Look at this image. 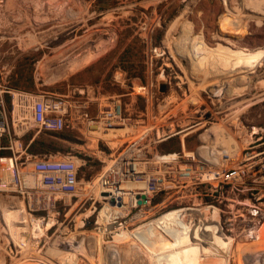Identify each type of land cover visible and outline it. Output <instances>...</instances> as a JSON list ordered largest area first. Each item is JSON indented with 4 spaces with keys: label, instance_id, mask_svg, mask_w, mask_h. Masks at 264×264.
I'll return each instance as SVG.
<instances>
[{
    "label": "rangeland",
    "instance_id": "374dc122",
    "mask_svg": "<svg viewBox=\"0 0 264 264\" xmlns=\"http://www.w3.org/2000/svg\"><path fill=\"white\" fill-rule=\"evenodd\" d=\"M118 71L156 82L158 119L167 110L165 125L176 132L156 143L159 154L199 153L203 146L216 153L264 150V144L255 146L264 141V0H0L5 83L20 75L25 87L17 90L24 92L65 93L95 82L120 92ZM6 109L10 117V96ZM24 118L23 133L11 128V139L24 147L44 139L54 149L36 144L27 159L19 145L9 148L10 136L0 138V264H160L153 253L166 251V242L155 243L152 253L133 234L108 235L104 216L111 204L101 180L119 153H75V134L39 129L27 113ZM83 154L90 170L79 168L77 196L45 193L31 162ZM12 170L20 176L17 185ZM163 199L156 197L152 206ZM170 209L143 214L131 206L110 222L132 232ZM34 219L52 225L34 235ZM223 232L232 240L224 255L207 248L209 256L202 244L195 264H264V223L254 241Z\"/></svg>",
    "mask_w": 264,
    "mask_h": 264
},
{
    "label": "built area",
    "instance_id": "2783aa9c",
    "mask_svg": "<svg viewBox=\"0 0 264 264\" xmlns=\"http://www.w3.org/2000/svg\"><path fill=\"white\" fill-rule=\"evenodd\" d=\"M116 74L114 83L120 92L106 91L95 82L74 86L65 93H30L9 87L0 77V138L10 136L9 148L16 150L19 145L20 155L26 153L27 146L19 138L11 139L10 129L19 127L14 102L18 95L27 103L30 121L39 129L75 134L80 145L75 153H103L107 157L119 153L101 183L107 179L102 184L115 187L119 178L142 183V187L125 190L139 212L160 211L170 205V210L211 207L218 212L222 231L232 237L257 240L264 223V150L253 152L252 146L241 153L221 152L218 160L199 153L159 154L156 143L176 132L170 123L165 125L167 110L158 119L156 82L145 84L138 76L128 78L121 71ZM7 96L13 105L10 117ZM83 155L33 160V174L45 193H74L78 170L87 161ZM12 183H20L16 170H12ZM163 195L164 199L152 206L156 197ZM142 196L145 203L138 204Z\"/></svg>",
    "mask_w": 264,
    "mask_h": 264
},
{
    "label": "bare ground",
    "instance_id": "6f19581e",
    "mask_svg": "<svg viewBox=\"0 0 264 264\" xmlns=\"http://www.w3.org/2000/svg\"><path fill=\"white\" fill-rule=\"evenodd\" d=\"M91 55L92 53L88 57H90ZM88 59L89 58H86V60ZM76 65L77 64H74V66ZM14 102L15 111L19 119L18 125L19 128L22 129L24 128V124L22 121L25 119L24 115H26L27 103L23 102L22 97L18 95H16ZM205 151H208V148L206 146H203L200 149L199 154H207L210 155L212 160H218V153ZM161 158L164 159L166 157L161 156ZM107 182V179L103 181L104 184H106ZM115 184V187L109 185L108 188H106L105 186L104 190H102L103 192L107 193V195L105 196L106 198L104 197L105 200L110 199V197L113 196L118 202L115 205H109L107 203L108 201L106 202L104 219L109 224L108 231L111 230L109 232L110 234L108 233V235H111L112 237L116 235L123 238L124 236L126 237V235L128 236V234H133L136 239H138L140 242L145 243L151 249L152 246H155L154 244L159 241H163V243L166 242V251L164 249V251L153 253L155 251H153L152 249V253L154 254L153 258L155 259V261H157V263L160 262L161 264L162 262L164 264H191V262H195V259L199 257V255L203 256V254H201L202 244L203 249H205V252L207 251L206 249L209 248L210 250L208 251H212V253L214 254L223 253V251L227 249V247L231 244L230 242H232V240L223 233L218 223L217 210L211 207L204 209L198 208L170 210L161 215L160 217H157L152 221L146 223L145 225H142L140 227L141 229L139 228V230L135 227L137 230L132 232H127L123 226L121 227L120 225L117 226L111 224L110 221L112 219L117 218V216L120 215L122 216L127 211H130L129 209L131 206H134L131 201V197L125 190L133 189L140 186L142 187L143 185L142 183L140 184L132 181H125L120 178ZM13 208L17 210L20 207L14 206ZM35 222L37 223V225H35ZM29 223H32L30 226V231H32L34 235L35 232L42 231L43 233L44 229H48L52 225L51 223L44 224L39 219H34V222L29 221ZM40 228H42V230H39ZM42 233L36 236H40ZM205 245L209 246L207 247ZM208 251L206 254H208ZM202 252L204 251L202 250ZM214 254L212 255L214 256ZM223 255L221 256L225 258ZM219 257L220 256H218V259ZM226 259H228L227 256ZM197 260L199 261V259ZM198 261H196V263Z\"/></svg>",
    "mask_w": 264,
    "mask_h": 264
},
{
    "label": "trees",
    "instance_id": "16d2710c",
    "mask_svg": "<svg viewBox=\"0 0 264 264\" xmlns=\"http://www.w3.org/2000/svg\"><path fill=\"white\" fill-rule=\"evenodd\" d=\"M136 76V75H135ZM139 76V75H137ZM27 80V79H25ZM32 80L30 77L28 78V81ZM9 87L14 88V89H22L25 87L24 81H22V76H18L17 79H15L14 81L10 82V84H8ZM38 144V146H40L41 148H43L44 150H46L47 152L51 149H54L52 146V141L47 142L44 139H34L26 148V152L28 154H34L33 153V147Z\"/></svg>",
    "mask_w": 264,
    "mask_h": 264
},
{
    "label": "water",
    "instance_id": "95a60500",
    "mask_svg": "<svg viewBox=\"0 0 264 264\" xmlns=\"http://www.w3.org/2000/svg\"><path fill=\"white\" fill-rule=\"evenodd\" d=\"M159 89H160L161 92H164L165 91V89H166V81H162L159 84ZM101 194L103 196H106L107 195L106 192H102ZM142 199H143L142 201L138 200V204L145 203V196H142ZM110 204L111 205H115L116 204V199L113 196H111V198H110Z\"/></svg>",
    "mask_w": 264,
    "mask_h": 264
},
{
    "label": "crops",
    "instance_id": "0c3cea01",
    "mask_svg": "<svg viewBox=\"0 0 264 264\" xmlns=\"http://www.w3.org/2000/svg\"><path fill=\"white\" fill-rule=\"evenodd\" d=\"M261 144H264V141H261L260 143H258V144H256L255 146H260ZM23 154H25L26 155V157H27V159H28V157H31V155L29 156V154L26 152V153H23ZM83 157H85V158H87V156H86V154H84L83 155ZM87 162V161H86ZM84 167V170H85V174H88L89 173V167L87 166V164L86 165H84L83 166ZM84 174V175H85ZM86 176V175H85ZM87 177V176H86ZM12 178V177H11ZM79 179V178H78ZM82 180L86 183V182H89L88 180H87V178H82ZM82 183V182H81ZM78 191V188H77V190L75 191V192H77ZM71 193V195H74V196H77V194L76 193Z\"/></svg>",
    "mask_w": 264,
    "mask_h": 264
},
{
    "label": "flooded vegetation",
    "instance_id": "af4514ba",
    "mask_svg": "<svg viewBox=\"0 0 264 264\" xmlns=\"http://www.w3.org/2000/svg\"><path fill=\"white\" fill-rule=\"evenodd\" d=\"M87 159V162H86V164H88L89 163V158H86Z\"/></svg>",
    "mask_w": 264,
    "mask_h": 264
}]
</instances>
